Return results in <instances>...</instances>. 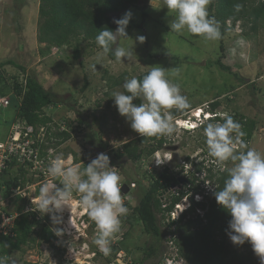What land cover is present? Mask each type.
Instances as JSON below:
<instances>
[{"label": "rangeland", "instance_id": "rangeland-1", "mask_svg": "<svg viewBox=\"0 0 264 264\" xmlns=\"http://www.w3.org/2000/svg\"><path fill=\"white\" fill-rule=\"evenodd\" d=\"M39 5L40 0H23L21 4L18 0H0V62L8 59L17 61L48 92L58 96L59 99L62 97L64 99V104L55 106V108H47L46 112L61 127L67 128L63 122L65 117L71 122L74 121L75 132H72L69 141L54 146L55 148L52 146L49 148L50 158L47 165L57 154L62 153L65 158L71 157L68 166L78 164L82 171L85 165L91 159L96 158L99 153L107 154L112 160L113 152H119L121 159L114 160L115 164L112 166L118 169L121 188L130 183L131 189L127 194L122 195L121 193L126 207L136 206L144 188L148 187L147 180H143L141 188H138L137 184L132 183V178L142 180L148 173L147 171L151 169L160 172L168 165L172 171L168 176L175 177L179 181L178 185L172 184L167 192L160 195L162 202L169 198L170 193L185 185L186 182L182 179L187 177V171L192 169V164L186 159L190 161L193 158L197 159L203 150L208 153L203 134L204 128L191 132L177 128L172 135L168 136L171 144H167L163 150L155 153L153 158H146L143 162H131L123 150L126 143L141 135L134 132L129 122L119 115L114 106L112 93L124 91L122 85L126 79L138 77L150 71L152 66L164 68L167 71L166 77L172 83L178 84L181 94L188 98L190 114L187 120L192 118L197 109L204 110L212 103L218 102L220 105L216 112L220 116L223 117L225 113L237 114L255 121L256 128L253 138L247 147L264 153L263 23H257V28L254 30L252 24H247L243 28L239 22L231 29L228 28L229 31L222 43L221 38L207 41L188 33L186 29L182 33L170 31L169 24L175 17V13L163 8L160 0H140L138 6L126 11L132 13V19L126 29L128 37L132 40L122 38L117 40L118 45L133 48L135 55L133 60L125 59L124 62L110 60L102 51L88 42H82L81 60H75V42L60 50L52 48L49 52L41 53L42 49L44 51L46 49L45 44L38 42ZM209 7L210 4L208 9ZM126 12L112 15L113 20L121 18ZM231 25V21L226 23L227 27ZM242 31H244L243 35H241ZM138 35L146 37L143 44L136 42L135 38ZM221 44L224 48L222 51ZM218 61L230 70H222L217 65ZM93 65L96 66L95 70H93ZM176 68L179 69L178 75L174 71ZM5 69L9 74H21L13 66H7ZM117 82L119 83L116 85ZM85 84L88 85L87 89L82 92ZM2 96L9 97L11 100L10 106H0V143L7 144L14 137L18 139L20 135L23 136L24 129L21 128L22 123L18 119L13 122L15 117L18 118L15 108L17 103L13 93L7 90ZM71 107L74 110H71ZM79 116L84 117L85 126L78 125ZM220 122L222 123L223 120L220 119ZM67 129L70 131L69 128ZM44 131L45 128L41 129L38 135L41 142L45 139ZM34 140V137H31L29 141L32 144L35 143ZM48 144L50 143L46 142V145ZM238 151H247V148H241ZM36 154L37 151H35ZM23 156L22 153L20 157L18 156L20 160L16 161L22 162ZM157 161L164 162L166 165L162 166L164 163L158 165ZM226 162L229 164L223 165L229 170L234 162L231 160ZM41 164L42 162L39 163ZM178 164L184 165V171L180 170ZM224 166L220 170H224ZM36 171L37 168H30L27 176L30 179L33 178L34 182L31 185L26 184L25 189L19 191L20 195L28 201L25 212L38 211L31 202L33 197L39 195V189L43 185L38 180L39 176L35 174ZM1 177L2 173L0 174V186ZM46 183L62 187L59 184V178H51L48 175ZM2 188L0 197L3 195L1 194ZM76 199L78 196L74 194L73 202H76ZM12 202H5L0 206V211L5 214L11 213L20 204ZM66 212L59 214L62 215L63 223L54 226V228L64 229L65 234L59 237L63 246L57 249L42 244L40 247L27 251L23 256L16 253L13 257L16 264H23L24 261L31 264H114L115 258L121 253L124 264H136L144 257L143 248L150 243V238L143 232V227L139 222L133 221L132 228L129 223L125 222L130 211L127 215L120 217V232L113 240L114 244H121L123 251H118L116 256H107L110 259L104 256L93 243L98 229L97 226L92 228L87 221V214L79 206L73 215ZM39 214H41L40 217L45 215L43 212ZM70 216L74 218L71 224L68 223ZM161 243L162 257L149 258L144 261V264H186L185 261L172 262L177 254L174 246L165 240ZM228 245L231 251L241 255L240 258L245 264H260L259 258L254 254L249 243L236 246L228 238ZM70 247L72 252L69 251ZM96 250L102 255L97 254L96 256Z\"/></svg>", "mask_w": 264, "mask_h": 264}, {"label": "trees", "instance_id": "trees-1", "mask_svg": "<svg viewBox=\"0 0 264 264\" xmlns=\"http://www.w3.org/2000/svg\"><path fill=\"white\" fill-rule=\"evenodd\" d=\"M22 1L18 0L20 4ZM139 3L140 0H40L37 35L39 44H45L46 49V51L42 49L41 53L49 52L52 48L63 49L73 42H75V60H81L80 47L82 42L91 43L102 51L95 40L99 31L105 27L115 31L117 25L113 23L112 15L126 12L131 7L138 6ZM237 3L243 5L240 11L235 10L234 5ZM208 12L209 17H215L218 22L221 31V43L224 41L223 39L229 29L239 22L243 28L247 24H252L254 30L257 28V23L264 24V0H211ZM229 21L232 25L227 27L226 23ZM243 34L244 31L241 35ZM116 46H118V43L113 45V49ZM220 48L221 51L224 49L223 44ZM105 55L110 60H115L112 52ZM217 65L222 70H230L220 61L217 62ZM7 66L18 69L21 76L9 74L5 69ZM148 72L136 78L142 80ZM87 86L85 84L82 92H85ZM7 90L13 93L17 103L15 108L18 118L15 117L13 122L18 119L22 123L21 126L24 132L29 131L31 137L35 139V143H32L30 148H32V151H37V154L36 156L32 155L31 159L43 160V163H45L43 165L47 168L49 166L47 162L50 158L49 148L51 146L55 148L54 146L69 141L72 132H75L74 121L71 122L70 119L63 118L64 124L70 129L69 131L67 128L58 125V122H55L53 117L46 112L47 108H55V106L64 104L63 97L59 99L58 96L48 92L35 77L26 72L25 67L13 59L0 62V94L4 95ZM133 103L139 105L141 100L136 99ZM219 105L218 102H214L209 109L215 112ZM71 110H74L73 107H71ZM170 111L174 118H178L185 115L189 109L183 111L172 109ZM231 116L234 121L242 125V130L246 133L242 139L246 144H249L256 128L255 121L237 114ZM220 119L216 117L214 121L220 122ZM77 122L78 125L85 126L84 117L79 116ZM44 128L45 139L44 142H41L38 135L40 130ZM26 140L23 142H26ZM45 140L50 144L46 145ZM204 140H206V137ZM166 144H171V139L168 136H141L126 143L123 150L125 156L131 162L138 163L145 161L146 158H153L154 154L162 150ZM113 153L114 156L112 160L110 159V166L115 164L113 163L114 160L121 159L119 152L114 151ZM199 157L201 161L194 162V171H190L188 177H185L189 184L183 185L182 190L170 193L165 202H162L160 195L167 192L172 184H179L177 178L168 176L169 172H172L169 168L165 167L160 172L151 169L147 171L148 173L142 180L132 178V183L137 184L138 188H141L143 180L148 182V187L144 188L138 204L134 207L128 206L130 215L125 219V222L129 223L131 228L133 221L139 222L143 227V232L150 238V243H147L143 248L144 257L136 264H144V261L149 258L162 257V254H160L163 253L161 242L164 240L171 243L176 250L177 254L173 259L183 260L186 264H245L243 259L240 258V254H236L229 249V237L226 230L231 217L226 210L217 204L214 197V191L221 190L224 187V183L229 176L228 169L224 165L215 163L214 158L210 157L205 150L202 151ZM16 160L17 157H14V160L8 163V169L3 172L1 177V186L5 187L1 193L2 196L8 203L12 201H15L16 204L20 203L12 211L18 214L12 229L13 236L0 235V257H10L12 260H14L13 257L16 253L23 256L27 251L40 247L42 244L57 249L63 246V242L59 240V237L53 231L55 225L49 214L40 217L41 214L36 210L25 212L26 204H28L25 197L17 195L15 198H10L13 190L25 189L26 184L31 185L34 182L33 178L30 179L27 176L30 173V168L34 167V162L26 157L22 162ZM186 161L191 162L188 158ZM224 164H229V162ZM177 166L184 171L182 165ZM222 166H224V170H220L223 169ZM35 174L39 176V181L44 177L42 169H38ZM203 174L204 178L199 176ZM207 181L212 186V191L209 194H207L204 187ZM127 185L131 189L130 183H127ZM184 189H187L188 192L204 195L205 200L201 203H195L191 198V209L179 219L172 220L168 213L172 212L174 206L180 202L184 196ZM197 210L204 212V214L200 215ZM87 221L92 228L96 227L93 221L91 222L88 218ZM111 248L110 256H116L118 251H123L119 243L117 245L112 242ZM95 253L96 256H98L97 254L102 255L98 250ZM107 258L110 259V257ZM23 264L31 263L24 261Z\"/></svg>", "mask_w": 264, "mask_h": 264}, {"label": "clouds", "instance_id": "clouds-1", "mask_svg": "<svg viewBox=\"0 0 264 264\" xmlns=\"http://www.w3.org/2000/svg\"><path fill=\"white\" fill-rule=\"evenodd\" d=\"M210 2L211 0H160L163 8L175 13L169 24L170 31L182 33L186 29L188 33L202 37L204 40L215 41L221 38V31L215 17H209ZM234 7L236 11H240L243 5L237 3ZM131 19L132 13L126 12L121 18L113 21L117 25L115 31L105 27L95 37L103 53L112 52L117 62H124L125 59L131 61L135 58L133 48L118 45L113 49L118 38L131 39L126 31ZM135 40L143 44L146 37L138 35ZM92 67L95 70L96 66ZM174 71L179 74L178 68ZM166 72L161 66H152L142 80L136 77L126 79L122 85L124 91L112 93L114 106L119 115L129 122L131 129L143 137L170 136L177 128L191 132L204 127L203 134L206 137L208 155L214 158L218 165H223L229 160L234 162L228 170L229 176L224 187L214 191L217 204L231 217L226 234L233 245L242 246L249 243L260 264H264V153L247 147L242 139L246 135L242 125L227 113L222 117L218 112H212L210 107H207L204 110L197 109L190 120H187L189 111L182 117L174 118L170 110L183 111L189 109L190 104L188 98L181 94L180 86L166 77ZM136 99L141 100L139 105L133 103ZM216 117L223 119V122L211 123ZM180 122L187 123V126L179 127ZM24 133L30 135L29 131L23 132V135ZM166 146L167 144L164 147ZM241 148H247V151H238ZM70 160V156L65 158L61 153L50 161L46 169L47 175L51 178H59L62 187H58L57 184L50 187L45 182L39 189V195L33 197L31 202L39 212L49 214L53 224L59 226L63 223L62 215L59 214L65 209L71 213L74 194L78 196L76 203L79 208L98 229L93 243L107 257L112 252L111 243L120 232V217L129 212L121 195V177L118 169L110 166V158L105 153H99L96 158L91 159L83 171L78 164L68 166ZM200 161V157L193 158L189 162L192 164L190 171L195 169L194 162ZM156 163L159 165L164 162ZM164 165L166 164H162ZM165 167L169 168L168 165ZM7 169L8 165L5 170ZM186 175L188 177V174ZM199 176L204 178V174ZM182 180L189 184L187 178L184 177ZM204 187L207 194L212 191L208 181ZM22 190L16 189L17 194L13 193L15 190L12 191L10 198L20 195ZM178 190H182V187ZM183 195L173 211L168 213L172 220L179 219L191 209V198L195 203L205 200L204 195L188 192L187 189H184ZM2 198L7 202L3 196ZM197 211L200 215L204 214L202 211ZM69 224H71V216ZM53 231L58 237L65 234L64 229L60 227H55ZM69 251L72 252L71 247ZM122 255V253L117 255L114 264H124ZM180 261L172 259V262ZM0 264H16V262L10 257H0Z\"/></svg>", "mask_w": 264, "mask_h": 264}, {"label": "built area", "instance_id": "built-area-1", "mask_svg": "<svg viewBox=\"0 0 264 264\" xmlns=\"http://www.w3.org/2000/svg\"><path fill=\"white\" fill-rule=\"evenodd\" d=\"M10 104V98L2 96L0 94V106H8ZM26 138H28L26 140ZM31 136L28 133H24V135H20V138H13L10 142L7 144L0 143V174L7 168V165L9 162L14 160V157H17V160H20V155L23 153V158H27L28 160L34 162V169H42L43 171V178L42 184H44L47 181V172L46 167L43 165L44 161H38L36 158L34 160L31 159L32 155H35V151H32V148H30L31 142L29 141ZM26 140V142H23ZM20 144V145H19ZM19 156V157H18ZM36 156V155H35ZM39 165V163H41ZM14 191V190H13ZM13 193L17 194L18 191H14ZM4 200L2 197H0V206L4 205ZM5 210V209H4ZM18 214H12V213H3L0 211V235L5 236H13L12 229L15 224V220L17 219Z\"/></svg>", "mask_w": 264, "mask_h": 264}, {"label": "bare ground", "instance_id": "bare-ground-1", "mask_svg": "<svg viewBox=\"0 0 264 264\" xmlns=\"http://www.w3.org/2000/svg\"><path fill=\"white\" fill-rule=\"evenodd\" d=\"M180 124V127H186L187 126V123H179ZM179 126V125H178ZM78 208V206H77V203L76 202H72V210H71V215H73V213L75 212V210ZM68 212V213H70V211L68 210V209H65L63 212ZM78 211V210H77ZM66 212V213H67ZM74 218L73 217H71V222H72V220H73ZM68 221V220H67ZM68 223H69V221H68Z\"/></svg>", "mask_w": 264, "mask_h": 264}, {"label": "water", "instance_id": "water-1", "mask_svg": "<svg viewBox=\"0 0 264 264\" xmlns=\"http://www.w3.org/2000/svg\"><path fill=\"white\" fill-rule=\"evenodd\" d=\"M128 191H129V187L127 185H123V187L121 188L122 195L127 194Z\"/></svg>", "mask_w": 264, "mask_h": 264}]
</instances>
